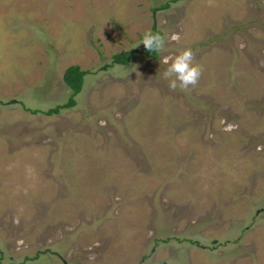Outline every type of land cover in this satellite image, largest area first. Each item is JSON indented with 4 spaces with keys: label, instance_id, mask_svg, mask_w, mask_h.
Wrapping results in <instances>:
<instances>
[{
    "label": "rangeland",
    "instance_id": "374dc122",
    "mask_svg": "<svg viewBox=\"0 0 264 264\" xmlns=\"http://www.w3.org/2000/svg\"><path fill=\"white\" fill-rule=\"evenodd\" d=\"M0 264H264V0H0Z\"/></svg>",
    "mask_w": 264,
    "mask_h": 264
},
{
    "label": "clouds",
    "instance_id": "9594fccd",
    "mask_svg": "<svg viewBox=\"0 0 264 264\" xmlns=\"http://www.w3.org/2000/svg\"><path fill=\"white\" fill-rule=\"evenodd\" d=\"M209 6H213V0H209ZM173 40L177 39L174 35ZM167 36L160 33L146 32L142 44L150 52L162 53L165 51ZM195 54L191 48L182 50L174 60L169 63L168 57H163L162 62L169 66L163 73L164 79L169 81V88L175 91L177 88L187 91L195 88L203 74V67L194 63Z\"/></svg>",
    "mask_w": 264,
    "mask_h": 264
},
{
    "label": "trees",
    "instance_id": "16d2710c",
    "mask_svg": "<svg viewBox=\"0 0 264 264\" xmlns=\"http://www.w3.org/2000/svg\"><path fill=\"white\" fill-rule=\"evenodd\" d=\"M167 5H165L166 7ZM152 33H160L163 35L162 31L153 26V29L151 31ZM145 55L151 58H157L159 56V52H150L147 49L142 51ZM132 58V50H122L119 53L114 54L113 56V64H128L131 61ZM88 70L81 68V66L77 64H73L69 66L64 75L65 82L68 84V86L72 90V94L70 97V100L61 105L58 104L55 107H51L48 110H46V113H54L59 112L61 108L69 107L72 105H75L77 100L75 97L82 91L85 76L88 74ZM43 112V111H42Z\"/></svg>",
    "mask_w": 264,
    "mask_h": 264
}]
</instances>
